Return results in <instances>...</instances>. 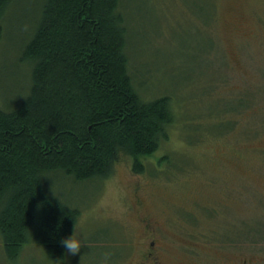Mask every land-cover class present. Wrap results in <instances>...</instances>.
Returning a JSON list of instances; mask_svg holds the SVG:
<instances>
[{
    "label": "rangeland",
    "instance_id": "rangeland-1",
    "mask_svg": "<svg viewBox=\"0 0 264 264\" xmlns=\"http://www.w3.org/2000/svg\"><path fill=\"white\" fill-rule=\"evenodd\" d=\"M39 9L11 0L0 18L4 111L29 92L22 51ZM119 10L134 87L170 99L168 138L139 158L141 172L121 154L104 179L50 176L87 245L58 262L29 241L11 260L0 236V264H103L105 254L134 264L152 239L162 264H264V0H121ZM253 92L251 107L225 111Z\"/></svg>",
    "mask_w": 264,
    "mask_h": 264
},
{
    "label": "trees",
    "instance_id": "trees-1",
    "mask_svg": "<svg viewBox=\"0 0 264 264\" xmlns=\"http://www.w3.org/2000/svg\"><path fill=\"white\" fill-rule=\"evenodd\" d=\"M10 1L0 0V18ZM39 2L22 51L29 92L12 110L0 109V236L11 260L33 241L61 262L60 240L79 211L50 192L48 178L104 179L121 154L141 172L139 158L158 150L174 117L168 96L144 100L133 85L121 0ZM244 97L225 111L256 103L255 92Z\"/></svg>",
    "mask_w": 264,
    "mask_h": 264
},
{
    "label": "clouds",
    "instance_id": "clouds-1",
    "mask_svg": "<svg viewBox=\"0 0 264 264\" xmlns=\"http://www.w3.org/2000/svg\"><path fill=\"white\" fill-rule=\"evenodd\" d=\"M60 243L64 246L66 254L76 255L87 245V238L74 228L71 234L61 238ZM107 255L108 254H105L103 264H108Z\"/></svg>",
    "mask_w": 264,
    "mask_h": 264
},
{
    "label": "flooded vegetation",
    "instance_id": "flooded-vegetation-1",
    "mask_svg": "<svg viewBox=\"0 0 264 264\" xmlns=\"http://www.w3.org/2000/svg\"><path fill=\"white\" fill-rule=\"evenodd\" d=\"M149 226H147L149 229L152 230V228H154L157 224L152 225V224H148ZM152 227V228H151ZM152 232H155V230H152ZM149 235V233L147 234V236ZM254 236H256V234H254ZM157 240L152 239L149 242V245L146 247L145 246V252L141 258V260L136 261L134 264H162V262L160 261V252L158 251L157 248H155V242ZM243 263L247 262V259L243 258L242 259ZM133 264V263H132Z\"/></svg>",
    "mask_w": 264,
    "mask_h": 264
}]
</instances>
